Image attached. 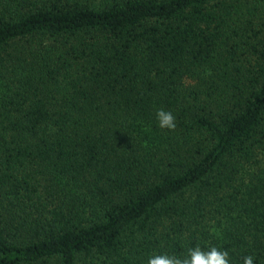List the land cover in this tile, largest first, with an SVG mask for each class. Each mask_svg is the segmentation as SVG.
Masks as SVG:
<instances>
[{
	"label": "trees",
	"instance_id": "16d2710c",
	"mask_svg": "<svg viewBox=\"0 0 264 264\" xmlns=\"http://www.w3.org/2000/svg\"><path fill=\"white\" fill-rule=\"evenodd\" d=\"M198 245L264 264V0H0V264Z\"/></svg>",
	"mask_w": 264,
	"mask_h": 264
},
{
	"label": "clouds",
	"instance_id": "9594fccd",
	"mask_svg": "<svg viewBox=\"0 0 264 264\" xmlns=\"http://www.w3.org/2000/svg\"><path fill=\"white\" fill-rule=\"evenodd\" d=\"M156 123L161 129L174 131L176 128L175 116L172 112L164 109H158L156 111ZM209 223L214 224V222ZM210 232L215 235L217 234V229L213 226L210 228ZM253 261L254 258L251 255L244 257V264H253ZM147 264H229V252L226 249L222 251L214 246L204 251L198 245L188 249L184 257L158 254L149 257Z\"/></svg>",
	"mask_w": 264,
	"mask_h": 264
},
{
	"label": "rangeland",
	"instance_id": "374dc122",
	"mask_svg": "<svg viewBox=\"0 0 264 264\" xmlns=\"http://www.w3.org/2000/svg\"><path fill=\"white\" fill-rule=\"evenodd\" d=\"M85 209L88 210V207H86Z\"/></svg>",
	"mask_w": 264,
	"mask_h": 264
}]
</instances>
